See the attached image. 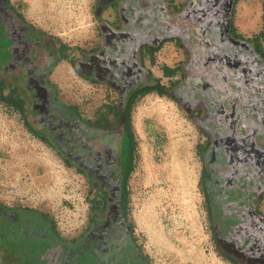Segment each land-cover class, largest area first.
I'll list each match as a JSON object with an SVG mask.
<instances>
[{
  "label": "flooded vegetation",
  "instance_id": "1",
  "mask_svg": "<svg viewBox=\"0 0 264 264\" xmlns=\"http://www.w3.org/2000/svg\"><path fill=\"white\" fill-rule=\"evenodd\" d=\"M238 2L95 0L97 34L75 49L71 63L101 93L100 108L85 116L79 104L61 101L52 83L66 45L42 34L10 0H0V98L19 94L13 98L24 123L81 170L90 200L84 226L73 237L62 236L37 210L0 201V264H151L123 211L129 116L138 98L157 94L148 89L154 84H175L177 102L196 109L186 83L177 84L186 52L196 71L190 89L210 88L215 101L210 118L204 117L211 119L205 153L214 242L223 258L264 264V47L259 33L238 30ZM261 11L264 24V0ZM169 42L184 56L180 78L170 87L151 69L153 54ZM162 75H170L166 67Z\"/></svg>",
  "mask_w": 264,
  "mask_h": 264
},
{
  "label": "rangeland",
  "instance_id": "2",
  "mask_svg": "<svg viewBox=\"0 0 264 264\" xmlns=\"http://www.w3.org/2000/svg\"><path fill=\"white\" fill-rule=\"evenodd\" d=\"M10 1L42 34L66 45L67 56L52 69V83L61 101L79 104L85 116L92 115L100 108L101 93L71 63L78 55L75 49L97 34L95 0ZM262 1L239 0L235 22L240 32L259 33L264 47ZM183 59L175 43H166L152 56V73L170 87L180 78ZM164 67L169 76L162 75ZM186 110L156 93L132 105L133 152L123 211L134 241L151 264H230L214 242L204 194L208 139L196 125L197 111ZM88 190L83 175L27 127L20 107L0 100V201L41 211L62 236L73 237L88 215Z\"/></svg>",
  "mask_w": 264,
  "mask_h": 264
},
{
  "label": "trees",
  "instance_id": "3",
  "mask_svg": "<svg viewBox=\"0 0 264 264\" xmlns=\"http://www.w3.org/2000/svg\"><path fill=\"white\" fill-rule=\"evenodd\" d=\"M186 57H187V60L186 62L184 63V66H183V77H182V81L177 83L178 85L180 83H186L185 85L187 86L186 89L188 90L189 94L191 95V98L193 99L194 101V104L196 105V111L198 112V114H203L202 116L200 115V118L199 116L197 117V120H196V125L198 126V128L205 134L207 135V130H208V126L210 124V121H206L205 122V119L207 120L208 118H210L211 116V111H212V108L214 106V102H213V97L210 95V92L212 91L210 88L202 93L198 90H196L197 88H194V89H190V85H188L190 83V80L194 79L196 80L195 78V64H194V61L192 59V55L191 53H188L186 52ZM196 81H194L195 83ZM176 87V85H172L171 88H168V89H164L163 87H159L158 84H154L152 87L148 88V89H153L157 92L158 95H161V96H168L169 98H171L172 100H174L175 102H177L176 98H174L173 96V93H172V89H174ZM0 100H3L5 101L8 105L10 106H14V108H18L20 107L21 109V103L19 100H16L15 98H13V95H10L8 98H3L1 97ZM178 103V102H177ZM180 104V103H178ZM181 105V104H180ZM181 107L183 109H185V107H183L181 105ZM186 110V109H185ZM187 111V110H186ZM194 110L192 111H188L189 113L193 112ZM129 116V115H128ZM205 117V119H204ZM132 132L131 130H129L128 132V139H129V159L130 161L126 164H123V166H125V172H124V177H123V181H122V187L124 186V181L126 180L127 178V175L130 171V167H131V161H132V152H133V139H132ZM206 159H207V155L205 154L203 156V160H204V163H205V166H206ZM68 164V163H66ZM69 166H74L73 164H68ZM78 171L81 173V170L78 169ZM203 188H204V194L206 196V199H207V207H208V196H207V171L205 169L204 171V176H203ZM124 196V194H123ZM36 211V210H34ZM38 213H41L42 215H45L43 214L42 212H39V211H36ZM46 216V215H45ZM44 218V216H43ZM218 249V248H217ZM220 255L223 257L224 255L221 253V251L218 249ZM226 261H228L229 263L231 264H259L258 260L257 259H242V260H235V259H227V258H224Z\"/></svg>",
  "mask_w": 264,
  "mask_h": 264
}]
</instances>
